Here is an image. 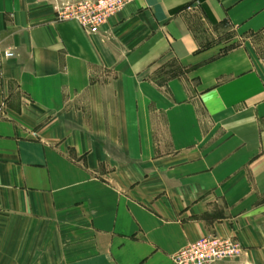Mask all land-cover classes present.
Instances as JSON below:
<instances>
[{"label": "crops", "instance_id": "obj_1", "mask_svg": "<svg viewBox=\"0 0 264 264\" xmlns=\"http://www.w3.org/2000/svg\"><path fill=\"white\" fill-rule=\"evenodd\" d=\"M59 1L0 0V264H264V0Z\"/></svg>", "mask_w": 264, "mask_h": 264}, {"label": "built area", "instance_id": "obj_2", "mask_svg": "<svg viewBox=\"0 0 264 264\" xmlns=\"http://www.w3.org/2000/svg\"><path fill=\"white\" fill-rule=\"evenodd\" d=\"M130 0H73L54 3L60 18H73L90 33L97 32L101 24L113 12ZM36 135V131H32ZM242 246L233 236L208 234L188 242L172 255L174 264H213L218 260L234 259Z\"/></svg>", "mask_w": 264, "mask_h": 264}, {"label": "rangeland", "instance_id": "obj_3", "mask_svg": "<svg viewBox=\"0 0 264 264\" xmlns=\"http://www.w3.org/2000/svg\"><path fill=\"white\" fill-rule=\"evenodd\" d=\"M251 39L256 49L259 51L261 56L264 58V32L253 35Z\"/></svg>", "mask_w": 264, "mask_h": 264}]
</instances>
